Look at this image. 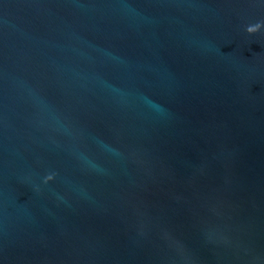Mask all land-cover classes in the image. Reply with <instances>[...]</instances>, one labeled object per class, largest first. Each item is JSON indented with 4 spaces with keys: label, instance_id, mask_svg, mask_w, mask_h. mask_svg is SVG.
<instances>
[{
    "label": "water",
    "instance_id": "1",
    "mask_svg": "<svg viewBox=\"0 0 264 264\" xmlns=\"http://www.w3.org/2000/svg\"><path fill=\"white\" fill-rule=\"evenodd\" d=\"M0 264H264V0H0Z\"/></svg>",
    "mask_w": 264,
    "mask_h": 264
}]
</instances>
